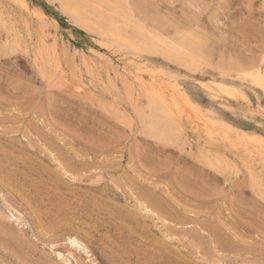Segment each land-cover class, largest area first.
<instances>
[{
	"label": "rangeland",
	"instance_id": "1",
	"mask_svg": "<svg viewBox=\"0 0 264 264\" xmlns=\"http://www.w3.org/2000/svg\"><path fill=\"white\" fill-rule=\"evenodd\" d=\"M107 1L0 0V264H264V0Z\"/></svg>",
	"mask_w": 264,
	"mask_h": 264
},
{
	"label": "bare ground",
	"instance_id": "2",
	"mask_svg": "<svg viewBox=\"0 0 264 264\" xmlns=\"http://www.w3.org/2000/svg\"><path fill=\"white\" fill-rule=\"evenodd\" d=\"M115 1H117V0H115ZM118 1H121V4H124L125 2H126V0H118ZM99 2L100 3H102L103 5H106L107 7L109 6L108 5V1L107 0H99ZM106 3V4H105ZM75 4V3H74ZM74 4H72L71 5V8L70 9H68V12H69V14L72 16V17H74V18H76V21H78V23L80 24V25H82L85 29H90L89 27H91L92 25H90L88 22H89V20L87 21L84 17H81L80 16V14H78V11H77V8L75 9L74 8ZM113 5V4H112ZM114 6L115 5H113V9H114ZM110 7V6H109ZM115 8H117V7H115ZM93 10V9H92ZM109 10V9H108ZM118 10V9H117ZM107 11V10H106ZM95 12V11H94ZM102 12V11H101ZM109 12V11H108ZM107 13V12H106ZM105 13V14H106ZM100 14H103V13H100ZM104 14V15H105ZM109 14V13H108ZM127 14V13H126ZM95 15V14H94ZM103 15V16H104ZM131 15V14H130ZM92 16V15H91ZM95 16H97V15H95ZM106 17V16H105ZM123 17V16H122ZM97 18H99L98 16H97ZM102 18H104V17H102ZM101 18V19H102ZM95 19V18H94ZM106 19H107V17H106ZM105 19V20H106ZM108 19L110 20V17H108ZM125 19V18H124ZM99 20V19H98ZM122 21H124V20H122ZM98 22H100V21H98ZM103 22V21H102ZM132 22V21H131ZM128 24V23H127ZM135 27H136V25H135ZM94 28V27H93ZM98 28V27H97ZM102 35H103V33H101ZM106 36L107 37H109L112 41H118L119 39H120V36H119V34H117V33H114V32H112L111 30L109 31V30H106ZM150 34V33H149ZM183 38L186 36H183V35H181ZM189 36H191V35H189ZM188 36V37H189ZM155 37V36H154ZM153 37V38H154ZM178 38H180L179 36H177ZM138 38V37H137ZM151 38V37H150ZM191 38V37H190ZM193 38V37H192ZM191 38V39H192ZM128 39V38H127ZM152 39V38H151ZM155 39V38H154ZM153 39V40H154ZM181 39V38H180ZM191 39H185L184 41H183V44H181V42H180V40L178 41L182 46V48H183V50H185V51H187V52H189V56H188V59L192 62V63H195V62H199V61H204V58L203 57H201L197 52H198V50H196L195 48L196 47H198V43L196 44L195 42H192L191 41ZM174 40V39H173ZM173 40L171 41V42H173ZM130 41H131V39H130ZM175 41H176V39H175ZM119 42V41H118ZM121 42V41H120ZM139 42V41H138ZM128 43V42H127ZM158 43V42H157ZM165 43V42H164ZM163 43V44H164ZM175 43V42H174ZM201 43V42H200ZM167 44V43H166ZM169 44H170V42H169ZM171 45V44H170ZM169 45V46H170ZM176 45V44H175ZM149 46H151V45H149ZM161 45H159V47H160ZM173 46V45H172ZM172 46H170V47H172ZM155 47V46H154ZM201 47H202V45H201ZM151 48V47H150ZM152 49V48H151ZM155 49V48H154ZM161 49V48H160ZM203 49V48H202ZM154 51V50H153ZM152 51V52H153ZM162 51V50H161ZM205 51V50H204ZM203 51V52H204ZM158 52V51H157ZM173 52V51H172ZM168 53V52H167ZM159 53H157V55H158ZM161 54H163V53H161ZM160 54V55H161ZM165 55V54H164ZM159 56V55H158ZM165 57V56H164ZM167 58V57H166ZM165 58V59H166ZM171 59V58H170ZM179 59V58H178ZM177 59V60H178ZM183 59V58H182ZM168 60V59H167ZM175 60V59H174ZM180 61V60H179ZM184 62V61H183ZM179 63V62H178ZM153 70V69H152ZM258 73V72H257ZM254 76V75H253ZM261 76L262 75H258L257 76V78L255 77V80H254V82L255 83H257L258 84V86H261V87H263L264 88V79L263 78H261ZM249 78V77H248ZM251 79V78H250ZM253 79V78H252ZM155 80V79H154ZM253 82V81H252ZM255 83H253V84H255ZM165 87V86H164ZM169 92V91H168ZM237 92V91H236ZM160 94V93H159ZM162 96V95H161ZM176 96V95H175ZM166 97V96H165ZM180 100V99H179ZM172 101V100H171ZM195 102V101H194ZM193 102V103H194ZM186 103V102H185ZM191 103V102H190ZM192 104V103H191ZM188 105V104H187ZM192 106V105H191ZM194 106V105H193ZM179 107V106H178ZM199 107V106H198ZM167 111H169V110H167ZM195 111H198V110H195ZM174 112V111H173ZM197 113V112H196ZM169 114H172V112L171 113H169ZM198 115H199V113H197ZM196 114V115H197ZM171 116V115H170ZM169 115H166V114H164V112H161L160 111V117H157V124H155V119L154 120H152L153 119V117L151 116L149 119H148V121H145L144 122V125L146 126V128H147V130L148 131H150V136H148V137H146V138H149V137H151V135L152 136H157V134H159L158 132H157V128H159V127H161V126H166V125H170V120H172L171 119V117H170ZM174 116H172V118H173ZM200 118V117H199ZM207 119V118H206ZM176 120V119H175ZM215 122V121H214ZM217 122V121H216ZM220 121H218V123H219ZM217 124V123H216ZM173 125V124H172ZM171 126V125H170ZM170 126H168V127H170ZM176 126V125H175ZM174 126V127H175ZM203 126H205V125H203ZM163 128V127H162ZM166 128V127H165ZM145 130V129H144ZM162 130V129H161ZM172 130V129H171ZM164 131V130H163ZM169 131V130H168ZM173 131V130H172ZM156 132H157V134H156ZM143 133V132H142ZM149 133V132H148ZM164 133H165V131H164ZM170 133H172V132H170ZM169 133V134H170ZM144 134V133H143ZM173 134L175 135V131H173ZM173 134H171V135H173ZM148 135V134H147ZM146 135V136H147ZM166 135H168V134H166ZM163 136V135H162ZM161 136V137H162ZM169 136V135H168ZM157 137H159V136H157ZM173 137V136H172ZM175 137V136H174ZM164 138H165V136H164ZM150 139V138H149ZM155 139V138H154ZM165 139H167V138H165ZM169 139V138H168ZM167 139V140H168ZM172 139V138H171ZM159 140V139H158ZM166 140V141H167ZM159 141H161V139L159 140ZM169 141H170V139H169ZM174 141H177L176 139H174ZM173 141V142H174ZM156 142V141H155ZM158 142V141H157ZM171 143H172V141H171ZM175 143V142H174ZM165 144V143H164ZM177 144H178V142H177ZM74 240V239H73ZM72 241V240H71ZM79 241V240H78ZM72 244H74V246L76 245V246H80L79 244L80 243H78L76 240H74V241H72ZM60 257H61V255H59Z\"/></svg>",
	"mask_w": 264,
	"mask_h": 264
}]
</instances>
